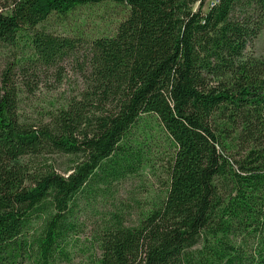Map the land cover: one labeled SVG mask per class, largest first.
<instances>
[{
	"label": "trees",
	"instance_id": "trees-1",
	"mask_svg": "<svg viewBox=\"0 0 264 264\" xmlns=\"http://www.w3.org/2000/svg\"><path fill=\"white\" fill-rule=\"evenodd\" d=\"M106 2L127 12L112 36L46 28ZM263 29L264 0L0 1V43L24 44L0 88V264L71 262L78 213L146 164L152 120L173 146L165 193L137 223L108 212L96 264H264V55L246 54ZM82 49L83 87L25 118L14 69Z\"/></svg>",
	"mask_w": 264,
	"mask_h": 264
},
{
	"label": "rangeland",
	"instance_id": "rangeland-1",
	"mask_svg": "<svg viewBox=\"0 0 264 264\" xmlns=\"http://www.w3.org/2000/svg\"><path fill=\"white\" fill-rule=\"evenodd\" d=\"M6 2V0H0ZM211 1V0H210ZM126 11L114 3H101L79 7L65 20L52 16L46 28L58 35L84 37L91 40L99 36H112L117 31L119 22L125 18ZM46 29V30H47ZM24 44L8 46L0 43V88L6 73L11 66L21 58ZM248 56L264 55V29L252 39L247 46ZM82 49L76 57L66 59L58 66L38 67L29 75L23 74L17 68L12 74L19 95L20 113L26 118L41 116L44 111L54 106L63 105L72 95L83 87L80 72V58L84 57ZM80 58H79V57ZM152 126L147 125L148 137L144 139L147 162L136 173L121 179L112 188V195L96 207L84 206L78 213V232L74 234V243L70 246L72 261H62L61 264H96L101 256L99 231L103 218L109 211H123L128 224L137 223L138 217L144 214L155 201L164 195L167 187L166 167L173 151V146L166 139L165 133L152 120ZM150 127V128H149ZM40 159V158H39ZM39 159H27L24 162L38 163ZM64 157L52 156L44 158V162L53 163L57 169H63Z\"/></svg>",
	"mask_w": 264,
	"mask_h": 264
}]
</instances>
